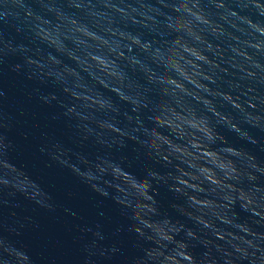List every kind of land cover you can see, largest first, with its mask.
Masks as SVG:
<instances>
[{"label": "water", "instance_id": "95a60500", "mask_svg": "<svg viewBox=\"0 0 264 264\" xmlns=\"http://www.w3.org/2000/svg\"><path fill=\"white\" fill-rule=\"evenodd\" d=\"M179 2L0 0V254L8 246L26 254L23 264H132L153 246L137 242L134 192L114 169L144 174L151 159L146 153L155 145L143 139L154 122L151 94L160 87L162 67L181 75L163 55L165 47H178L170 31L185 34L181 22L188 13ZM187 2H198L218 21L200 28L207 39L197 43L211 60L198 61L203 68L188 78L200 89V79L214 77L213 87L232 88L242 99L256 91L264 114V36L227 7L217 9L218 0ZM237 3L248 11L250 0H230ZM252 15L264 27V9ZM254 40L259 51L250 46ZM257 60L253 78L246 70L257 68ZM103 65L116 75L100 72ZM250 84L258 87L250 90ZM251 123L259 143L248 148L264 162V115ZM162 199H170L166 191ZM260 209L264 214V200ZM241 218L264 232V216L241 212ZM197 231L207 238L190 244L197 260L210 250L224 264L223 252L244 243L229 238L225 225H198ZM217 231L224 240L216 239Z\"/></svg>", "mask_w": 264, "mask_h": 264}, {"label": "clouds", "instance_id": "9594fccd", "mask_svg": "<svg viewBox=\"0 0 264 264\" xmlns=\"http://www.w3.org/2000/svg\"><path fill=\"white\" fill-rule=\"evenodd\" d=\"M179 7L187 9L188 13L181 22L185 34L170 31L169 37L178 47H165L163 55L174 66H179L181 75L162 67L160 87L151 94L154 122L143 137L150 145H155L146 153L151 159L144 164V174L128 168L114 169L134 192L136 208L133 211L138 223L132 230L137 242L143 239L153 242V246L145 248L144 254L135 257L132 264L153 261L159 264H220L210 250L199 260L190 251V244L207 239L197 231L198 225L204 229L225 225L229 238L238 236L244 241L223 252L224 264H264V245L257 239L264 238V232H257L249 220L241 218V212H247L249 219L264 216L260 209L264 200L261 193L264 162L248 148L250 144L259 143L252 134L251 123L264 115L258 109L259 94L252 91L249 97L245 93L242 99L232 88L213 87L214 77L200 79V89L193 85L188 77L203 68L198 61L211 60L197 43L201 38L207 39L200 28L218 21L205 14L198 2L189 4L187 0H180ZM226 7L231 16L241 17L247 25L255 27L258 35L264 36V27L252 15L264 9V0H250L244 4L248 11L243 12L238 3L232 5L230 0H218L217 9ZM172 22L178 21L173 19ZM250 46L256 51L261 47L258 40L252 41ZM93 59L98 60L97 57ZM255 64L257 68L246 70L253 78L257 77L260 61ZM106 70L108 75H116L108 65L99 68L100 72ZM155 75L153 72L149 79ZM97 84L102 86V81ZM257 87V84L248 85L250 90ZM178 91L179 98L174 99L173 94ZM241 114H245L244 118ZM245 179L251 183V188L244 187L241 181ZM165 191L170 199H162ZM208 213L215 214V219H210ZM192 217H195L194 222L187 223ZM233 224L239 226V231L231 227ZM214 235L217 240L225 239L224 232L217 231ZM169 245L174 248L171 253L164 251ZM2 253L6 255L0 254V264H12V257L16 264L27 260L24 252L8 246L2 247Z\"/></svg>", "mask_w": 264, "mask_h": 264}]
</instances>
